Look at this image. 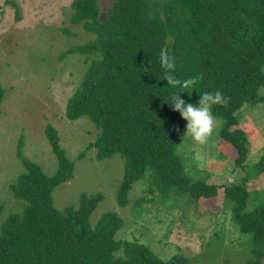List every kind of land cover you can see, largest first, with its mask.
I'll return each instance as SVG.
<instances>
[{
    "label": "trees",
    "instance_id": "obj_1",
    "mask_svg": "<svg viewBox=\"0 0 264 264\" xmlns=\"http://www.w3.org/2000/svg\"><path fill=\"white\" fill-rule=\"evenodd\" d=\"M71 7V21L82 23L94 37L61 55L78 53L86 65L64 113L94 123L96 136L85 150L94 146L96 160L115 152L123 156L118 204H126L131 185L148 170L155 183L170 184L179 194L216 196V185L190 181L183 174L174 152L184 119L170 106V97L180 89L163 80L159 51L166 46L175 57L177 79L202 75L190 94H179L186 103L197 104L204 92L220 91L228 98L226 106H214L212 112L223 119L219 136L233 147L234 165L241 166L248 139L235 126V113L244 102L264 104L259 92L264 88V0H114L103 18L97 0H72ZM2 94L0 86V100ZM45 133L57 157L51 175L27 159L17 141L24 171L9 188L25 204L20 214H10L0 224V264H188L177 255L162 261L144 244L116 240L122 219L114 212L101 213L92 224L90 214L102 199L100 193L82 192L76 208L54 207L52 191L72 178L74 161L52 124ZM252 169L264 172V151ZM242 181L225 187L224 199L233 203L239 231L251 234L250 264H259L264 258V203L244 211ZM120 250L122 256H116Z\"/></svg>",
    "mask_w": 264,
    "mask_h": 264
},
{
    "label": "rangeland",
    "instance_id": "obj_2",
    "mask_svg": "<svg viewBox=\"0 0 264 264\" xmlns=\"http://www.w3.org/2000/svg\"><path fill=\"white\" fill-rule=\"evenodd\" d=\"M112 1L97 0L101 18ZM71 2L0 0V224L8 215L20 214L25 204L13 198L9 188L24 171L16 155L17 141L21 140L27 159L39 164L47 175L57 168V157L45 133L50 123L57 130L60 146L74 161L72 178L52 191L54 207L76 208L82 192L100 193L102 199L91 212L90 222L103 212L116 213L122 219L116 240L144 244L162 261L177 255L188 264H250L251 234L239 231L232 219L233 203L224 199V189L243 180L247 192L243 210L264 203V172L252 169L264 151V104L244 102L235 113V126L248 139L241 166L234 165L233 147L219 136L221 117L214 116L217 128L204 146L184 136V120L174 145L183 174L190 181L216 185V196L193 199L179 194L170 184L155 183L148 170L131 185L126 204L120 206L117 192L124 173L123 156L115 152L96 160L94 146L85 150L96 136L94 123L86 116L69 119L64 113L86 65L78 53L61 55L94 37L82 23L71 21ZM259 92L263 94L264 88ZM116 256H122V251ZM259 264H264V258Z\"/></svg>",
    "mask_w": 264,
    "mask_h": 264
},
{
    "label": "clouds",
    "instance_id": "obj_3",
    "mask_svg": "<svg viewBox=\"0 0 264 264\" xmlns=\"http://www.w3.org/2000/svg\"><path fill=\"white\" fill-rule=\"evenodd\" d=\"M159 63L163 69V80L167 81V85L172 89H180L179 92H173L171 95L170 106L187 121L184 136H190L200 146L207 145L217 128V121L213 115L212 108L217 105L226 106L228 98L220 91L204 92L200 94L197 104L186 103L184 99L180 98L179 94L181 92L190 94L202 79V75L184 80L177 79L175 57L170 54L166 46L159 51ZM230 182H234V180L230 178Z\"/></svg>",
    "mask_w": 264,
    "mask_h": 264
}]
</instances>
